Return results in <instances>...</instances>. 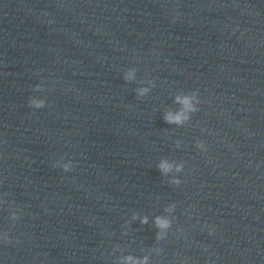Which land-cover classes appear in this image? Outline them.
I'll use <instances>...</instances> for the list:
<instances>
[{"label":"clouds","instance_id":"obj_1","mask_svg":"<svg viewBox=\"0 0 264 264\" xmlns=\"http://www.w3.org/2000/svg\"><path fill=\"white\" fill-rule=\"evenodd\" d=\"M174 22V21H173ZM136 77V70L134 68H130L127 72L124 73V80L126 82H131L135 79ZM154 86V84H153ZM39 87V86H37ZM150 91L149 88L147 87H140L138 89H136V94L137 97H144L147 95V93ZM198 90H196L192 95H177L175 97V102L178 103L179 105H181V108L176 111V112H172V111H168L165 115H164V121L167 124H175V125H182L186 120H188L189 117V113H194V112H198L199 108H197L194 104H193V100L196 99L197 103H199L198 100ZM29 105L31 107L34 108H42L44 107V101L42 100H30L29 101ZM177 146H179L177 144ZM197 146H202L201 142L197 143ZM158 169L160 170V172L163 175H167L168 173H170L171 171H173V169H175L176 172H181L183 170V165L182 164H174L172 162H169L167 160H161L160 163L158 164ZM65 172H69L73 169V167H70L69 165H64L62 168ZM181 180L179 178H173L170 183L175 185V186H179L181 184ZM175 205H170L168 210H171L172 208H174ZM137 216H133V219H136ZM140 222L141 224H147L148 223V218L147 216L140 218ZM154 223L155 226L158 229H167L171 226V221L165 217L162 216H156L154 218ZM211 234V232H210ZM162 236L160 235V233H157V239H161ZM11 240H6L5 243H10ZM122 264H148V257H144L143 259H139V258H135L131 255L122 258Z\"/></svg>","mask_w":264,"mask_h":264}]
</instances>
